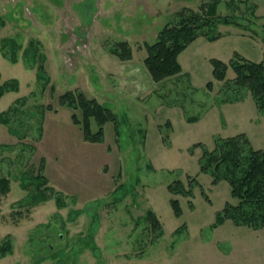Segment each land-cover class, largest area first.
I'll return each instance as SVG.
<instances>
[{
  "label": "rangeland",
  "instance_id": "rangeland-1",
  "mask_svg": "<svg viewBox=\"0 0 264 264\" xmlns=\"http://www.w3.org/2000/svg\"><path fill=\"white\" fill-rule=\"evenodd\" d=\"M228 2L218 14L247 29L220 26L221 40L199 38L179 58L182 74L155 82L146 45L202 0H0V86L19 82L0 99L8 121L0 123V246L13 244L0 264H264V229L213 227L237 200L229 183L214 185L200 172L205 149L219 138L245 133L264 151V113L252 93L227 90L234 71L218 81L211 63L236 53L264 61V0ZM8 40L17 44L16 64L6 59ZM32 41L46 56L50 83L23 58ZM122 42L130 61L111 53ZM78 91L117 114L102 143L86 142L73 119L83 121L82 112L61 104ZM176 182L191 196L172 194ZM46 187L49 199L33 206ZM149 210L158 231L145 219Z\"/></svg>",
  "mask_w": 264,
  "mask_h": 264
},
{
  "label": "trees",
  "instance_id": "trees-1",
  "mask_svg": "<svg viewBox=\"0 0 264 264\" xmlns=\"http://www.w3.org/2000/svg\"><path fill=\"white\" fill-rule=\"evenodd\" d=\"M237 0H229L228 6H236ZM222 0H202L199 11L185 8L178 13L177 19L168 24L159 34L157 41L147 44L148 58L144 61L152 79L161 82L167 78L182 74L183 67L180 56L188 47L203 37L210 42H217L225 35L221 33L220 26H234L246 30L247 27L239 23L232 15L222 16L218 14ZM236 8V7H235ZM3 49L12 46L13 53L6 59L16 64L19 55L16 53L17 44L14 40H8ZM21 47V46H19ZM18 47V48H19ZM111 53L121 61L133 59V51L126 42L118 43ZM23 58L31 64H38V80L40 83H50V78L44 67L46 56L40 52L36 41L30 42L23 53ZM38 62V63H37ZM40 63V64H39ZM213 76L218 81H224L231 68L235 73V79L227 82L226 89L234 86L236 89H246L252 93L256 106L264 113V61L254 62L238 53L229 63L217 59H211ZM1 79V74H0ZM17 79L5 81L0 86V99L8 92L18 91ZM208 90L214 87L213 81L208 82ZM61 104L75 111L82 112L83 121L74 115V123L83 126L84 140L89 143H102L105 137L104 129L108 123L119 124L117 114L104 104L95 99H88L84 93L68 92L61 97ZM6 113L0 114V123L6 124ZM195 118L189 119L195 122ZM92 121L98 125V131L93 132ZM201 173L210 174L213 177L212 184L227 182L231 186V196L237 200L236 204L227 203L224 209L217 213L214 228L232 221L237 227H248L254 230L264 229V151L254 148L247 134L242 133L233 137L219 138L215 148L205 152L200 161ZM7 184V182H5ZM121 188V186L119 187ZM118 188V189H119ZM117 189V190H118ZM49 187L31 197L32 205L36 206L49 199ZM174 195L191 196V191L186 190L181 182H176L169 187ZM172 208L176 217L183 213L180 202L172 200ZM149 226L158 231L160 222L152 210L145 217ZM13 244L7 241L0 246V257H5L12 252Z\"/></svg>",
  "mask_w": 264,
  "mask_h": 264
}]
</instances>
